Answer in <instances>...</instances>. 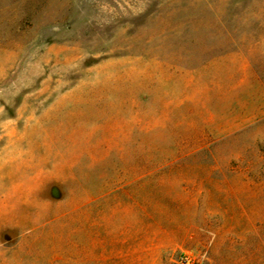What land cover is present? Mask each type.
<instances>
[{
    "label": "rangeland",
    "instance_id": "1",
    "mask_svg": "<svg viewBox=\"0 0 264 264\" xmlns=\"http://www.w3.org/2000/svg\"><path fill=\"white\" fill-rule=\"evenodd\" d=\"M184 257L264 264V0H0V264Z\"/></svg>",
    "mask_w": 264,
    "mask_h": 264
},
{
    "label": "crops",
    "instance_id": "2",
    "mask_svg": "<svg viewBox=\"0 0 264 264\" xmlns=\"http://www.w3.org/2000/svg\"><path fill=\"white\" fill-rule=\"evenodd\" d=\"M123 229H110L108 228V253H114L117 255H122V254H127L129 250H127V238H121L122 233H123ZM110 241V242H109ZM142 245V248L138 251V250H133V252H140L142 254H145V244L142 243L140 244ZM151 249H154L156 251V253L158 255H161L162 252L166 249L165 245H157V244H150L149 246ZM125 248V249H124ZM127 248V249H126ZM114 249H118V250H114ZM150 249V250H151ZM109 259V257H108ZM114 264H119L118 260H111ZM144 261V260H143Z\"/></svg>",
    "mask_w": 264,
    "mask_h": 264
},
{
    "label": "built area",
    "instance_id": "3",
    "mask_svg": "<svg viewBox=\"0 0 264 264\" xmlns=\"http://www.w3.org/2000/svg\"><path fill=\"white\" fill-rule=\"evenodd\" d=\"M183 261H184L185 264H187V263H189V258L188 257H184Z\"/></svg>",
    "mask_w": 264,
    "mask_h": 264
}]
</instances>
